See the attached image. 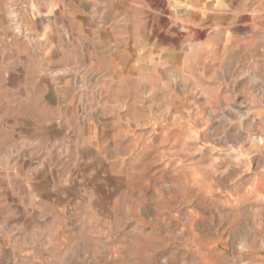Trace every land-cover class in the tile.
Instances as JSON below:
<instances>
[{"label": "rangeland", "instance_id": "374dc122", "mask_svg": "<svg viewBox=\"0 0 264 264\" xmlns=\"http://www.w3.org/2000/svg\"><path fill=\"white\" fill-rule=\"evenodd\" d=\"M0 264H264V0H0Z\"/></svg>", "mask_w": 264, "mask_h": 264}, {"label": "crops", "instance_id": "0c3cea01", "mask_svg": "<svg viewBox=\"0 0 264 264\" xmlns=\"http://www.w3.org/2000/svg\"><path fill=\"white\" fill-rule=\"evenodd\" d=\"M108 21H109V19H108ZM180 47H177V50L179 49ZM186 48V47H185ZM175 51V52H173V53H169L167 56L169 57V58H174V57H177V54L179 53V51Z\"/></svg>", "mask_w": 264, "mask_h": 264}]
</instances>
